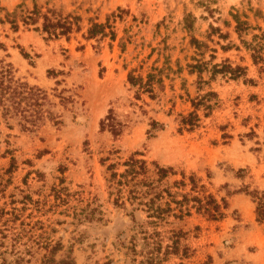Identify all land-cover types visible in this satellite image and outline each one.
Instances as JSON below:
<instances>
[{
  "label": "rangeland",
  "instance_id": "obj_1",
  "mask_svg": "<svg viewBox=\"0 0 264 264\" xmlns=\"http://www.w3.org/2000/svg\"><path fill=\"white\" fill-rule=\"evenodd\" d=\"M34 8L79 22L50 39L41 21L21 23ZM231 14L248 28L237 33ZM91 24L102 35L87 38ZM254 36L264 38V0H0V60L45 92L58 121L28 132L0 116V264H264V55L253 60ZM214 65L242 71L233 79ZM128 74L153 76L152 93ZM109 111L116 136L99 127ZM190 114L197 121L185 126ZM135 153L173 170L163 185L177 200L224 201L223 217L192 209L155 225L116 205L111 173Z\"/></svg>",
  "mask_w": 264,
  "mask_h": 264
},
{
  "label": "trees",
  "instance_id": "obj_2",
  "mask_svg": "<svg viewBox=\"0 0 264 264\" xmlns=\"http://www.w3.org/2000/svg\"><path fill=\"white\" fill-rule=\"evenodd\" d=\"M48 14H52L50 10L46 15H42L40 11L34 8L33 11L28 12L25 16H22L21 23L23 26L36 25L41 21L40 33L47 35V38L57 39L61 37H67L72 30V26L78 24L79 18L67 17V18H52ZM236 26L235 31L241 33L242 30H246L248 25L243 22L239 16L231 14ZM13 25V22L10 21ZM187 20H185V26L190 28ZM104 26L91 24L87 30V38L93 39L98 34L102 35ZM258 39L257 44L250 46L253 52V60H262L264 55V38L262 36H254ZM194 45L200 47L197 40H192ZM4 46L0 43V50H3ZM198 49V48H197ZM224 50L223 48H221ZM193 70L197 69V73L201 74V71L207 69V64L198 63L195 66H191ZM213 73H221L228 75L233 79L239 78L241 68H232L228 65H214L212 67ZM151 75L147 76L146 80L142 78H136L132 74H128V82L131 86L138 87L141 91L146 93H152V79ZM215 94L208 93L204 97L199 99V102H193L192 106L196 107L205 98H209ZM50 104L47 102L46 94L41 89L30 86L27 82L15 76V70L13 67L0 60V116L4 120H16L19 126L28 132L37 130L46 120L58 123L55 115L49 110ZM197 121V116L190 114L188 118L183 120L185 126H192ZM99 127L101 130H108L114 136L118 135L121 131L120 124L116 121L113 113L108 112V115L100 121ZM137 156H141L138 153L131 155L122 166L124 170L118 174L112 172L110 176L111 188L116 191V205L124 207L126 203L131 207V212L134 214L138 211H145L147 218L153 220V224L157 222H164L167 216H171L174 219L182 220L185 217L190 216V212L194 209L197 213L206 215L211 220H217L223 217L222 211L225 210L226 204L222 201V206L219 205L216 200L210 195L198 198H189L188 194L181 196L180 200H177L175 194L171 192V188L164 186L163 181L167 179L169 175L173 174L171 168H162L157 164H148L143 159H138ZM113 169V166H109ZM191 186V192H194L197 188L194 179L190 177L188 179ZM175 188L185 187L184 181L174 182ZM198 192V190L196 191ZM193 203L192 205L190 203ZM174 206V208L172 207ZM42 264H75L70 258H66L59 262H55L53 259H44Z\"/></svg>",
  "mask_w": 264,
  "mask_h": 264
}]
</instances>
